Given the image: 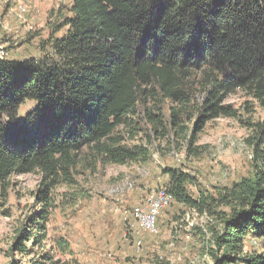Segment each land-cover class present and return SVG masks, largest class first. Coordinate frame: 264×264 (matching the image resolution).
<instances>
[{"label": "trees", "instance_id": "1", "mask_svg": "<svg viewBox=\"0 0 264 264\" xmlns=\"http://www.w3.org/2000/svg\"><path fill=\"white\" fill-rule=\"evenodd\" d=\"M63 1L68 16L54 26L40 58L0 60V184L37 172L45 201L49 189L73 184L84 150L95 162L147 161L145 148L124 145L115 132L148 103L175 105L173 126L184 115L193 118L187 154L196 157L204 124L235 115L221 105L228 94L244 89L264 109V0ZM194 82L204 95L189 111ZM27 103L34 107L20 118ZM149 110L146 122L164 127ZM251 127V176L193 198V177L165 171L171 204L214 221L213 264H264V121ZM248 241L259 250L246 252Z\"/></svg>", "mask_w": 264, "mask_h": 264}, {"label": "rangeland", "instance_id": "2", "mask_svg": "<svg viewBox=\"0 0 264 264\" xmlns=\"http://www.w3.org/2000/svg\"><path fill=\"white\" fill-rule=\"evenodd\" d=\"M68 7L63 0H0L3 58H40L43 43L62 16H68ZM192 85L189 111L204 95L198 83ZM221 105L235 115H221L204 124L193 144L197 157L187 154L195 131L193 118L184 115L173 126L170 112L175 105L148 103L138 107L130 125L115 132L124 145L145 148L147 161L95 162L84 150L71 173L73 184L49 189L45 201L39 199L43 190L39 173L12 175L0 184V264H213L208 254L211 218L172 203L161 211L159 233L152 235L139 229L129 213L142 207L149 194L167 188L168 169L194 178L196 184L188 187L193 198L199 191L215 193L252 175V151L246 141L253 134L251 125L264 121V109L244 89L228 94ZM33 107V103L23 105L19 117ZM149 108L164 127L146 122ZM36 230L38 236L33 238ZM259 247L258 242L248 241L244 250Z\"/></svg>", "mask_w": 264, "mask_h": 264}, {"label": "built area", "instance_id": "3", "mask_svg": "<svg viewBox=\"0 0 264 264\" xmlns=\"http://www.w3.org/2000/svg\"><path fill=\"white\" fill-rule=\"evenodd\" d=\"M24 8H20V12H24ZM4 52L0 46V60H4ZM173 200V196L169 189H160L149 194L142 207H136L129 213V218L132 219L139 229L152 235H157L159 229L157 226V219L161 211L168 207ZM191 214L198 216L195 210H190ZM128 219V218H126ZM193 227V224H189Z\"/></svg>", "mask_w": 264, "mask_h": 264}]
</instances>
